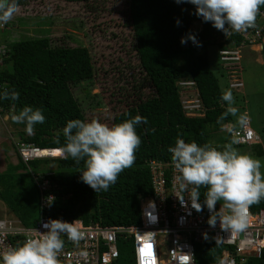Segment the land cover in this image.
<instances>
[{"label": "trees", "instance_id": "16d2710c", "mask_svg": "<svg viewBox=\"0 0 264 264\" xmlns=\"http://www.w3.org/2000/svg\"><path fill=\"white\" fill-rule=\"evenodd\" d=\"M61 1L89 4L95 0ZM260 10H264V6ZM194 13L195 6L190 3L184 8L174 0H129L138 61L136 64H129L132 63L129 61L124 66L138 71L134 76L137 101L116 115L113 124L136 115L147 119V124L136 125L142 143L135 152V161L119 174L116 183L107 191L95 192L80 179L83 162L77 165L71 157H56L25 163L18 155V164H12L8 171L0 173V197L26 227L34 225L39 217L43 196L52 194L55 199L51 208L44 209L46 217L66 222L76 218L86 225H140L142 201L153 194L150 161H171L168 149L175 146L177 138L200 146L210 144L209 136L213 137V131L234 121L229 115L217 123L227 108L222 100L225 89L221 78L229 88L221 66L218 75L202 56L205 54L202 53L203 47L208 43H218L222 48L224 42L215 38L217 29L211 22H204ZM200 27L201 32L197 34ZM188 34L195 35L202 41V46L181 44V38ZM188 42L192 43L191 40ZM7 45L8 56L0 68V92L14 90L19 93V99H0L2 116L11 119L26 106L40 109L45 122L34 126V134H28L24 124L12 121L16 127L22 128L19 133L21 143L42 150L62 149L65 145L63 129L67 122L74 119L86 121L81 105L72 93V86L93 78L90 50L81 45L56 44L49 36L15 40ZM181 79H192L197 83L206 108L205 117L191 118L184 113L177 86ZM144 89L145 92L148 89L149 94L142 93ZM209 125L213 127L210 132ZM38 160L46 161L40 163ZM53 164L55 168H51ZM23 173L28 175V181ZM35 177L40 182L51 181L45 194H41ZM205 192L206 189L201 187V202H204ZM220 203L223 205V201ZM263 206L264 198L252 204L254 212ZM18 239H14L15 247L23 243H17ZM119 245L121 255L118 264H135L133 240L121 238ZM221 250L213 243L197 244V264H216L215 256Z\"/></svg>", "mask_w": 264, "mask_h": 264}, {"label": "clouds", "instance_id": "9594fccd", "mask_svg": "<svg viewBox=\"0 0 264 264\" xmlns=\"http://www.w3.org/2000/svg\"><path fill=\"white\" fill-rule=\"evenodd\" d=\"M175 2L194 5V15L202 18L204 22H211L212 26L225 36L229 34V29L239 33L256 28L257 15L260 7L264 6V0H175ZM16 11L17 5L14 0H0V22L7 23ZM179 23L177 20V24ZM188 40L197 47L202 46L193 34L182 37L181 44H186ZM0 99L18 100L19 93L5 89L0 92ZM222 100L226 102L227 108L218 117L217 123H221L229 115L236 117L238 123L242 125L247 122V114L239 113V110L233 107L235 100L230 90L222 93ZM11 119L14 123L24 124L26 132L30 135L34 134L36 124L45 122L42 111L30 106L24 107ZM141 123L147 124V119L140 115L111 127L96 119L69 120L63 129L65 145L61 149L62 156L64 159L71 157L77 165L83 162L80 179L95 192L107 191L116 183L119 174L133 165L135 152L142 143L136 132V125ZM235 143L237 141L233 140L225 144L221 151L211 144L200 146L196 142L186 143L183 139L177 138L175 146L169 147L168 151L178 173L175 179L181 191L188 194L191 207L197 212L203 211L199 202L200 188L203 187L206 189L204 205L211 213L207 221L209 226L215 227L219 219L222 229L242 231L246 227L248 207L264 198V177L260 172L261 161L239 153L233 147ZM44 158L52 157L37 159ZM54 199L52 196L47 198L49 206ZM178 199L182 206H187L183 195ZM220 201H223V205L217 211L216 204ZM152 203L149 201V205ZM224 208L231 210L232 214L223 215ZM41 227L45 231L36 229L38 233L36 237L26 239L22 244L0 253V264H59L57 257L64 247L61 236L66 235L68 240L78 243L82 235L75 226V221L69 223L49 219L43 222ZM152 234L144 235L151 237Z\"/></svg>", "mask_w": 264, "mask_h": 264}, {"label": "built area", "instance_id": "2783aa9c", "mask_svg": "<svg viewBox=\"0 0 264 264\" xmlns=\"http://www.w3.org/2000/svg\"><path fill=\"white\" fill-rule=\"evenodd\" d=\"M19 11V10H18ZM10 22H16V18L7 23L0 22V33L9 30ZM256 28H250L245 32H234L229 29V34L219 30L215 32V38L223 40L224 45L219 48L220 66L225 72L227 86L235 93H243L245 84L243 77V49L264 46V10H259L256 19ZM201 32V27L196 31ZM7 39H0V68L4 66V60L8 56ZM200 44L202 41L198 40ZM196 47L193 43H186ZM263 51V49H262ZM264 57V56H263ZM264 65V59L262 60ZM179 96L183 111L191 118L205 117L206 108L200 97L197 83L194 80L183 79L178 82ZM2 85L0 83V89ZM2 107L0 105V118ZM232 134L238 145H256L262 143L261 136L256 133L249 123L232 128ZM17 150L25 163L33 159L54 157V150L49 149V155L41 156V150L25 143L16 144ZM151 180L153 194L144 198L141 206V224L138 226H104L98 223L86 225L83 220L70 218L67 222L75 221V226L80 231L81 239L78 243L68 240L62 235L64 247L58 254L59 264H118L120 259L119 239L133 240V254L136 264H197V244L213 243L222 250L215 256L216 264H264V206L255 212L252 205L246 212V227L242 231L224 230L220 226L219 219L216 226L211 227L208 219L211 213L204 202L199 201L203 211L197 212L191 207L187 193H183L175 177L178 175L172 161H150ZM41 194L51 186V181L40 182L35 177ZM185 197L187 206H182L178 197ZM55 198L52 194L50 195ZM49 196H43L41 201V213L34 225L26 227L18 218L0 219V253L17 243L38 235L35 231H45L41 227L43 222L53 219L46 217L44 209L51 208L47 203ZM149 201L153 202L149 205ZM221 203L217 202L216 210L219 211ZM223 215H231V210L222 209ZM56 220V219H53ZM153 233L151 237L144 235ZM207 234V238H205ZM145 247V254H141V247Z\"/></svg>", "mask_w": 264, "mask_h": 264}, {"label": "rangeland", "instance_id": "374dc122", "mask_svg": "<svg viewBox=\"0 0 264 264\" xmlns=\"http://www.w3.org/2000/svg\"><path fill=\"white\" fill-rule=\"evenodd\" d=\"M175 1V0H174ZM13 14L16 22H10L9 30L0 33L6 44L31 37L49 36L56 44L86 47L91 52L94 67L93 78L72 86V93L80 103L86 121L93 119L113 126L115 116L127 110L136 101L134 76L138 72L124 66L129 61L136 64L133 27L129 15V0H95L92 3L71 4L61 0H22ZM189 3H180L186 7ZM183 9V8H182ZM19 10V11H18ZM185 10V9H184ZM47 23V24H45ZM203 47L210 68L219 75V44L208 43ZM258 50L257 46L254 47ZM250 47L243 49V93L232 92L233 107L239 113H246L251 128L262 138V144L253 146L233 145L241 154L261 161L260 172L264 177V66L261 55ZM198 56V55H197ZM185 65V63H182ZM191 80V79H190ZM225 91V81L221 78ZM145 92V89L142 93ZM149 94V90L145 92ZM224 106V105H223ZM238 113V114H239ZM4 118V119H3ZM233 122L221 125L210 137V144L217 150L234 139L232 128L239 126L236 117ZM214 126V125H213ZM213 129L208 126L209 132ZM22 128L15 126L9 116L0 118V173L17 165L19 158L16 144ZM219 131V132H218ZM55 158V157H52ZM44 163L46 160H38ZM56 165H51L55 168ZM24 179L29 180L23 173ZM0 218H15L14 213L0 199Z\"/></svg>", "mask_w": 264, "mask_h": 264}, {"label": "crops", "instance_id": "0c3cea01", "mask_svg": "<svg viewBox=\"0 0 264 264\" xmlns=\"http://www.w3.org/2000/svg\"><path fill=\"white\" fill-rule=\"evenodd\" d=\"M257 48H258V50H256L255 48H251L253 51H258V53L261 55V57H260V59H259V61H260V63L262 64V60L264 59V46L263 47H261V46H257ZM262 49H263V51H262ZM263 65V64H262ZM264 66V65H263ZM19 139V138H18ZM260 144H262V143H260ZM256 145H258V144H256ZM16 152H17V155H19V153H18V150H17V148H16ZM0 199L2 200V198L0 197ZM2 202L7 206V204L4 202V200H2ZM14 213V212H13ZM14 216H15V218H16V215L14 214ZM0 219H2V218H0ZM5 219H8V218H5ZM10 219H14V218H10Z\"/></svg>", "mask_w": 264, "mask_h": 264}, {"label": "bare ground", "instance_id": "6f19581e", "mask_svg": "<svg viewBox=\"0 0 264 264\" xmlns=\"http://www.w3.org/2000/svg\"><path fill=\"white\" fill-rule=\"evenodd\" d=\"M57 150H59V149H57ZM59 153H60V151H54L53 152L55 157L59 156L60 155ZM40 154H41V156H47V155H49V151L44 150L43 152H40Z\"/></svg>", "mask_w": 264, "mask_h": 264}, {"label": "snow or ice", "instance_id": "6c2138e0", "mask_svg": "<svg viewBox=\"0 0 264 264\" xmlns=\"http://www.w3.org/2000/svg\"><path fill=\"white\" fill-rule=\"evenodd\" d=\"M145 247H150L149 245H146L144 247H141L140 251H141V254L144 255L145 254Z\"/></svg>", "mask_w": 264, "mask_h": 264}]
</instances>
